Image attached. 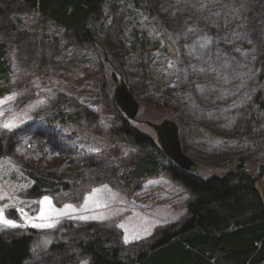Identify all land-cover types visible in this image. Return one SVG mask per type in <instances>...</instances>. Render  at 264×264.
<instances>
[{
	"label": "rangeland",
	"instance_id": "1",
	"mask_svg": "<svg viewBox=\"0 0 264 264\" xmlns=\"http://www.w3.org/2000/svg\"><path fill=\"white\" fill-rule=\"evenodd\" d=\"M93 24L94 42L83 46L21 3L0 7L12 67L11 94L0 100V206L20 225H0V238H32L26 264H89L77 244L94 236L133 264L187 218L191 197L170 175H135L148 154L175 166L150 124L176 123L203 180L236 170L242 156L264 158L253 104L264 94V68L251 52L254 31L264 33V0H106ZM134 33L145 47L131 46ZM121 83L139 105L134 121L114 101ZM61 113L79 114L78 123L62 122ZM121 119L152 147L124 139ZM38 177L54 192L33 198ZM256 178L264 201V179ZM46 196L51 205L40 203ZM68 204L74 211L59 215Z\"/></svg>",
	"mask_w": 264,
	"mask_h": 264
},
{
	"label": "trees",
	"instance_id": "2",
	"mask_svg": "<svg viewBox=\"0 0 264 264\" xmlns=\"http://www.w3.org/2000/svg\"><path fill=\"white\" fill-rule=\"evenodd\" d=\"M105 1L0 0V7L21 3L62 27L78 45L89 46L96 36L94 30L97 25L93 22L101 20ZM138 4L147 11L146 4H141V1ZM101 27L103 31L104 26ZM254 32L255 45L262 48L259 54L256 49L258 46H252L251 52L257 53L254 65L261 64L264 68V33L259 29ZM132 39L133 48L137 47V43L145 47V36L134 33ZM240 51L245 54L243 46ZM7 54V45L0 43V100L11 94L12 67ZM259 78L264 82V73ZM253 104L255 120L262 127L263 92L255 94ZM78 115L61 113L59 119L76 124ZM121 120L123 125L119 132L124 139L137 147H152L148 137ZM194 170L196 167H193L192 172ZM160 173L170 175L189 193L191 200L186 208L187 218L174 228L162 231L152 247L139 254L133 264H264V201L256 178L264 179V158L253 161L250 156H242L236 162V170L206 180L181 171L176 166H163L154 154H148L140 160L135 171L138 178L153 177ZM34 181L38 188L33 198L55 190V186L44 178L38 177ZM92 238L77 244L82 254L90 258L89 264H125L118 247L108 245L111 243L102 238ZM31 242L32 238L27 236L0 238V264H26L30 258Z\"/></svg>",
	"mask_w": 264,
	"mask_h": 264
},
{
	"label": "water",
	"instance_id": "3",
	"mask_svg": "<svg viewBox=\"0 0 264 264\" xmlns=\"http://www.w3.org/2000/svg\"><path fill=\"white\" fill-rule=\"evenodd\" d=\"M114 101L128 120H135L139 105L124 83H121L116 88ZM150 127L155 131L158 143L165 157L173 162L180 170L192 173L194 161L187 157L182 150L176 123L164 121L160 125L150 124Z\"/></svg>",
	"mask_w": 264,
	"mask_h": 264
},
{
	"label": "snow or ice",
	"instance_id": "4",
	"mask_svg": "<svg viewBox=\"0 0 264 264\" xmlns=\"http://www.w3.org/2000/svg\"><path fill=\"white\" fill-rule=\"evenodd\" d=\"M3 127L10 129L11 128V125L5 124V125H3ZM40 203L51 205V200L46 196V197H44V200L41 201ZM18 210L19 211H22V209H18ZM69 210H73L74 211L73 206L71 204L65 205L64 210H62L58 214L59 215H66ZM23 218L30 223V220L28 219L26 213L24 214ZM0 225L7 226V227H12V228H16V227H19L20 226V225H18L15 222V220L9 219V218H7L5 216L4 207L3 206H0ZM31 226L32 227H52L53 225H51V224H49V225H37V224H34L33 223V224H31ZM121 227H123V226H121ZM125 242L126 243L128 242V238L127 237H125Z\"/></svg>",
	"mask_w": 264,
	"mask_h": 264
},
{
	"label": "bare ground",
	"instance_id": "5",
	"mask_svg": "<svg viewBox=\"0 0 264 264\" xmlns=\"http://www.w3.org/2000/svg\"><path fill=\"white\" fill-rule=\"evenodd\" d=\"M86 57V56H85ZM4 70V69H3ZM9 74V73H8ZM163 78V77H162ZM153 81V80H152ZM5 82V81H4ZM150 82V81H149ZM77 106V105H76ZM76 112V111H75ZM56 117V116H55ZM183 134V133H182ZM135 170V169H134ZM153 179V178H152ZM135 181V180H134ZM140 181V180H139Z\"/></svg>",
	"mask_w": 264,
	"mask_h": 264
}]
</instances>
